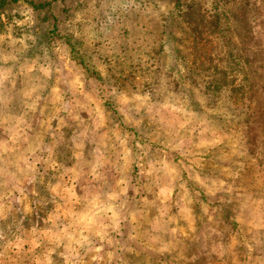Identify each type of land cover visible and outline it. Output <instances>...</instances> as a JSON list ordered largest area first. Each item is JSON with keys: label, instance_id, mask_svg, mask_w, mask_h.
I'll return each mask as SVG.
<instances>
[{"label": "rangeland", "instance_id": "rangeland-1", "mask_svg": "<svg viewBox=\"0 0 264 264\" xmlns=\"http://www.w3.org/2000/svg\"><path fill=\"white\" fill-rule=\"evenodd\" d=\"M0 264H264V0H0Z\"/></svg>", "mask_w": 264, "mask_h": 264}, {"label": "trees", "instance_id": "trees-1", "mask_svg": "<svg viewBox=\"0 0 264 264\" xmlns=\"http://www.w3.org/2000/svg\"><path fill=\"white\" fill-rule=\"evenodd\" d=\"M37 5V4H36ZM41 5V4H40ZM40 5H37V6H40Z\"/></svg>", "mask_w": 264, "mask_h": 264}]
</instances>
